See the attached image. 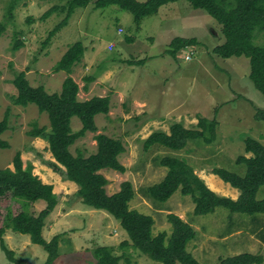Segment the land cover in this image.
I'll return each instance as SVG.
<instances>
[{"label": "rangeland", "instance_id": "obj_1", "mask_svg": "<svg viewBox=\"0 0 264 264\" xmlns=\"http://www.w3.org/2000/svg\"><path fill=\"white\" fill-rule=\"evenodd\" d=\"M9 3L10 0H0V21L6 24V30L0 36V120L7 111L9 119V127L1 137L10 144L9 148L0 149V167L12 168L13 157L20 151L23 165L32 163L33 173L53 185L58 203L46 218L42 232L46 240L59 236L58 257L53 264H97L94 249L100 246L110 247L112 254L119 258V264L156 263L135 250L130 241L128 245H122L123 241H128V236L119 222L106 211L75 200L73 195L78 189L67 186L61 173L47 165L53 162L47 140L28 134L34 124L45 126L49 131L47 113H40L35 104L20 106L11 101V96L17 94L12 81L20 71L25 72L32 86L42 85L47 93L59 92L68 74L55 71L54 66L77 41L83 44L84 53L69 74L78 83L77 97L86 100L96 95L109 96L110 109L107 115L95 116L97 131H87L70 150L74 155L94 153L97 133L121 139L125 146V151L118 157L125 172L100 170L108 180L106 193L112 194L120 189L123 181H131L139 198L131 202V207L154 218V233L161 230L170 233L169 213L191 221L196 238L190 241L187 250L200 264H217L219 256L243 252L264 257V226L261 233L259 229L264 224V212L232 213L217 207L213 213L196 216L192 213L191 197L179 190L163 202L151 200L144 194L145 187L160 182L167 171L166 167L156 164L154 156H179L196 174L202 171L209 174L214 167H219L244 175L245 165L235 159L239 155H251L244 152L245 138L252 137L264 144V121L255 119L257 109L264 110V95L248 76L250 62L247 57L223 58L214 52V48L224 41V36L221 25L213 17L203 9H194L187 0H178L161 6L155 14L145 16L137 23L132 13L117 4L97 8L92 0L87 6L76 8L68 23L48 38L50 30L64 18L65 12L53 13L45 20L39 18L59 3L58 0H21L15 5L12 16L8 15ZM29 17L32 20L29 21ZM175 37L194 38L197 43L178 51L173 57L167 51ZM17 38L24 45L13 50ZM253 43L264 45V30H255ZM112 44L113 48L109 50ZM186 53H191L190 60L185 59ZM84 57H88L89 62ZM83 62L88 68L82 65ZM113 62H119V68ZM99 63L107 64L98 69ZM106 69L113 74L107 80L105 90H102L104 85H98L92 92L88 91L94 78L87 89L83 88L87 76L91 77L89 75L96 70L99 73L94 77L99 76ZM122 80L126 85L120 89ZM116 88L121 95H116ZM199 117L217 121L216 139L212 143L190 140L177 152L164 148L143 149V140L152 132L169 133L174 123L196 129ZM81 125L77 117L71 118L73 131ZM214 192L220 196H233L222 190L215 189ZM256 197L264 200V184ZM0 205L10 206L14 212L20 208L9 198L0 201ZM44 206V201L38 200L26 209L37 213ZM253 232L260 247L250 237ZM3 238L21 264H44L46 251L32 243L29 235L7 229ZM0 264H16L7 258L1 247Z\"/></svg>", "mask_w": 264, "mask_h": 264}, {"label": "trees", "instance_id": "obj_2", "mask_svg": "<svg viewBox=\"0 0 264 264\" xmlns=\"http://www.w3.org/2000/svg\"><path fill=\"white\" fill-rule=\"evenodd\" d=\"M21 0H10L8 15L12 16L15 5ZM44 1V0H43ZM59 3L47 9L39 19L45 20L53 13L65 12L64 18L50 30L51 38L63 26L76 8L87 6L92 0H58ZM178 0H94L97 8L108 4H117L133 14L139 23L145 16L155 14L158 9L168 3ZM194 9H203L220 25L224 41L214 48V52L223 57L245 56L249 59V78L255 88L264 95V45L253 43L256 29L264 30V0H187ZM29 21L32 17L28 18ZM6 30V24L0 21V36ZM194 38L175 37L169 44L167 53L176 57L178 51L195 45ZM24 45L16 39L13 50ZM84 53L81 42H74L64 52L54 66L55 71H65L68 76L63 80L59 92L47 93L44 86H32L24 71L15 74L13 84L17 94L11 96L14 105L27 106L35 104L40 113H47L49 131L45 126L33 125L28 134L32 137L45 138L48 151L53 162L47 165L53 171L61 173L63 180L77 184L78 190L73 195L75 200L93 209L104 210L112 215L127 233L128 241L121 244L131 246L140 253L147 255L155 264H200L187 250L190 241L196 238L195 228L190 221H185L174 213L167 214V221L171 231L161 230L153 232L154 219L148 214L130 207V201L135 196L131 181L125 180L120 189L107 194L105 186L107 178L100 173L101 169H113L125 172L126 168L118 157L125 151L121 139L104 133L94 136L96 151L89 156L80 152L74 155L70 147L75 141L83 137L87 131H97L95 116L107 115L110 109L109 96H93L87 100H79L78 84L69 75L72 67L78 63ZM141 62V61H139ZM138 62V63H139ZM84 89L92 77L85 78ZM77 117L81 127L73 131L70 123L72 117ZM255 119L264 121V110L257 109ZM8 111L0 120V149L9 148L10 144L1 135L8 129ZM196 129L185 128L181 123L171 125L169 133L154 131L143 140V149L164 148L171 151L184 149L188 141L202 139L205 143H212L216 139L217 121L206 117H199ZM244 152L250 156L239 155L235 161L245 165L244 175L214 167L213 174L239 190L236 199L220 196L211 190L195 173L186 160L173 154L154 156L158 166L166 167L164 178L153 185L146 186L144 194L151 200L166 201L177 190L183 195H189L194 203L192 213L196 216L213 213L215 208L224 207L230 212L256 214L264 212V200L256 197L259 188L264 184V144L258 139L246 137ZM9 198L16 201L20 207L14 212L10 206L0 205V247L10 261L21 264L13 257L4 240L7 229L27 234L34 244H38L46 251L44 264H53L58 257V239L55 235L50 240L43 237V227L48 215L58 203V196L53 192V185L43 182L33 173V165L28 162L25 166L21 152L17 151L12 160V168L0 167V201ZM38 200H43L45 206L37 213L29 212L26 207ZM263 229H260V233ZM97 264H119V258L112 254L108 246L94 249ZM264 257L254 253H239L227 257H219L217 264H262Z\"/></svg>", "mask_w": 264, "mask_h": 264}, {"label": "crops", "instance_id": "obj_3", "mask_svg": "<svg viewBox=\"0 0 264 264\" xmlns=\"http://www.w3.org/2000/svg\"><path fill=\"white\" fill-rule=\"evenodd\" d=\"M109 46V45H108ZM109 49V48H108ZM110 50V49H109ZM95 57V56H94ZM94 57H92V58H94ZM85 58V61L86 62H89V60H88V57H84ZM84 60V59H83ZM110 60V59H109ZM112 60V59H111ZM100 64V66L98 67V69H102L103 67H105L106 66V64L107 63H99ZM113 64H115V66L116 67H118L119 68V66H120V63L118 62L117 64H116V62H113ZM82 65L84 66V67H86V68H88V65H86V63L85 62H83L82 63ZM121 69V68H120ZM95 73L97 74V73H99V70H96L95 71ZM95 73L94 74H92V75H89V76H91L92 78H94V80H93V82L90 84V86H89V89H88V91H90V92H92V89L94 88V87H97L98 85H104L105 87H103V89L102 90H105V88H106V84H107V80L110 78V75L111 74H113L109 69H106V70H102L101 72H100V75L99 76H96V77H94L95 76ZM88 77V76H87ZM73 78V77H72ZM75 80V79H74ZM75 82L77 83V81L75 80ZM78 84V83H77ZM126 84H125V82H124V80H122L121 81V84L118 86L120 89H123V87L125 86ZM83 86V85H82ZM114 89H112V91H113ZM123 91V90H122ZM114 92L116 93V95H121L120 94V92L117 90V88L114 90ZM97 96V95H96ZM91 98V97H90ZM90 98H87V99H90ZM86 99V100H87ZM195 171V170H194ZM196 173V172H195ZM198 174V176L204 181V183L211 189V190H213V191H215V189H216V191H218V190H222L223 191V193H225V192H228L229 194H231V195H233V196H235L236 198L238 197V195H239V192L237 191V189L235 188V189H233V188H231L228 184H226V183H224L217 175H215V174H213V173H207L206 171H202L201 173L199 172V173H197ZM61 177V176H60ZM39 178L43 181V182H45V183H49V184H51L50 182H48V181H46L45 179H42L40 176H39ZM65 182H66V185L67 186H72V187H74V188H76V189H78V186H77V184L76 183H74V182H72V181H68V180H65ZM233 196L231 197L232 199H233ZM135 198L137 199L136 201H138L139 200V198H138V196H137V194L135 193V196H134V198L130 201V207H131V202L132 201H134L135 200ZM235 198V199H236ZM131 208H135V207H131ZM135 209H137L138 211H139V209L136 207ZM159 211V210H158ZM154 219V218H153ZM185 221H189V220H186V219H184ZM190 223H191V225L193 226V227H195L194 226V224L190 221ZM263 226H264V224H261V226L259 227V229H262L263 228ZM250 237L251 238H254V240H256V242L259 244V247L261 246V244L259 243V241H258V238L256 237V235H255V233L253 232L252 234H250ZM263 248H264V246H262ZM234 255V254H233ZM220 257V256H219ZM218 257V258H219ZM196 258V257H195ZM197 259V258H196Z\"/></svg>", "mask_w": 264, "mask_h": 264}, {"label": "built area", "instance_id": "obj_4", "mask_svg": "<svg viewBox=\"0 0 264 264\" xmlns=\"http://www.w3.org/2000/svg\"><path fill=\"white\" fill-rule=\"evenodd\" d=\"M108 48H109V49H112V48H113V44L110 45ZM185 59H186V60H190V59H191V53H186V55H185Z\"/></svg>", "mask_w": 264, "mask_h": 264}]
</instances>
